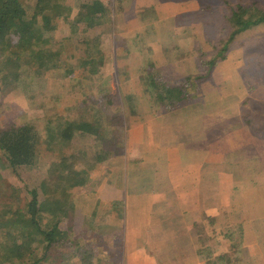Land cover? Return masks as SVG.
I'll return each mask as SVG.
<instances>
[{
    "label": "rangeland",
    "instance_id": "obj_1",
    "mask_svg": "<svg viewBox=\"0 0 264 264\" xmlns=\"http://www.w3.org/2000/svg\"><path fill=\"white\" fill-rule=\"evenodd\" d=\"M92 1H60L71 8L57 30L61 69L0 92V128L32 123L40 138L33 166L0 158V264H13L4 253L14 236L33 252L22 262L44 256L39 233L13 218L33 189L63 206L69 240L99 242L95 264H264V25L232 38L229 17L240 3L264 12V0H99L101 23L68 36ZM42 7L38 20L56 14ZM87 39L104 59L96 74L80 66ZM151 76L183 85L182 102L162 110ZM54 258L51 249L40 264H82Z\"/></svg>",
    "mask_w": 264,
    "mask_h": 264
},
{
    "label": "trees",
    "instance_id": "obj_2",
    "mask_svg": "<svg viewBox=\"0 0 264 264\" xmlns=\"http://www.w3.org/2000/svg\"><path fill=\"white\" fill-rule=\"evenodd\" d=\"M60 1L62 0H0V92L27 86L32 83L29 80V76L32 77V81L37 76L41 83V79L47 71L62 68V60L59 54L64 55V52L57 48L60 39L57 30L60 26V18H67L65 14L70 13L71 8L60 3ZM44 3H54L56 14H54L53 11L55 10L53 9L50 14L44 15L42 21H40L38 20V14L42 12ZM212 3L210 1L203 6L201 8L202 12L199 14V20L207 24L211 23V21L206 19L207 15L205 12L213 6ZM116 6L121 5L116 4ZM82 7L83 9L78 13L77 17L73 21L68 22L70 27L68 36L99 25L102 15L105 16L107 13V8L99 0H94L91 4L85 3ZM256 7L240 3L235 8H230V21L235 27L230 35L232 38L264 25V12L257 14V12L250 10ZM85 43L88 57L84 59L80 66L86 69L88 65H91L87 71L91 74H96L98 73V64H102L104 59L102 55L97 59V55L93 58V53L95 52H91L93 48L89 47L97 45L96 42L91 44L87 39ZM55 44L56 46H54ZM93 47L97 48L96 46ZM259 47L260 45L256 48ZM207 63L209 65V73L216 70L213 68L216 64L215 61L210 60ZM75 69V67H67L63 72L67 77H72L76 73ZM160 81H162V76L159 79L154 76L150 77V84L156 86L158 90L156 98L161 103V109L168 110L174 108L175 105H179L184 99V86H175L170 83L169 79L165 83ZM106 117H109V115H106ZM61 118L63 117L57 116L56 119L59 120ZM73 126L71 125L67 132L60 130L63 131L61 136L64 139L72 138L71 129ZM83 126L85 125H79L80 128H83ZM37 132H39L38 129L32 123L15 124L7 128H0V158L6 159L8 166L12 169L22 166H33L37 163L39 154L38 145L40 138ZM98 156L100 157L99 154ZM73 158L76 157L74 156ZM72 165L73 162L68 166V168H71L69 171L76 175L77 172L73 170ZM84 181L82 179L78 182L82 183ZM30 194L31 198L27 204L26 217L20 209H17L14 213L15 215H13L17 222L16 225H18L15 227L25 230L28 228L34 229L42 237V242H45V257L34 258L30 264H40L51 252V249H54L55 253L54 262L59 260L67 261L68 256L72 255V259L77 256L82 264H95L92 262V249L94 245L95 247L99 246V242L87 240L84 247H78L80 242L69 240V236L62 232L63 230L60 228L61 218L65 216L63 206L57 204L58 201L54 202V204L43 203L36 189H33ZM44 212L51 213L52 217L48 223L43 225L42 220L44 218H42V213ZM8 220H3L2 223L8 225L10 222ZM12 240L13 245L5 246V259L13 260V264H26L20 259H25L26 255L33 253L31 248L28 249L26 241L21 240L19 242L20 239H16L15 236ZM14 259H17V263L14 262ZM100 260L102 259H99L100 263L98 264L103 262Z\"/></svg>",
    "mask_w": 264,
    "mask_h": 264
},
{
    "label": "crops",
    "instance_id": "obj_3",
    "mask_svg": "<svg viewBox=\"0 0 264 264\" xmlns=\"http://www.w3.org/2000/svg\"><path fill=\"white\" fill-rule=\"evenodd\" d=\"M129 135V134H128ZM122 189H123V192H122V194H123V196H125V194L127 195L128 193H127V191H125V189H126V187H125V184H122ZM128 190V189H127ZM106 191V190H105ZM138 212H139V215L142 213V208L141 209H139L138 208V210H137ZM110 235H112V237L114 236L113 234H108V236L110 237ZM126 235V234H125ZM101 264H103V263H101Z\"/></svg>",
    "mask_w": 264,
    "mask_h": 264
}]
</instances>
